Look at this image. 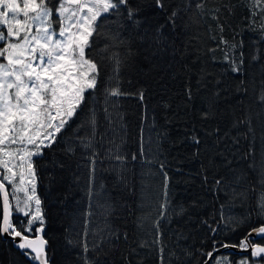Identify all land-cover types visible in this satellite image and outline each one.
I'll return each mask as SVG.
<instances>
[{"label": "trees", "instance_id": "obj_1", "mask_svg": "<svg viewBox=\"0 0 264 264\" xmlns=\"http://www.w3.org/2000/svg\"><path fill=\"white\" fill-rule=\"evenodd\" d=\"M198 2L204 4L202 11L195 6ZM57 3L58 0H52L51 6ZM130 3L142 7L139 26L128 21L122 9V15L112 16L102 29L113 34L118 31L125 40V44L110 51L127 57L120 78L121 90L128 95L120 97L117 108L109 107L111 125L105 119L102 96L95 106L98 119L92 184L95 195L86 238L91 249L101 235H106L105 232L93 236L92 232L104 227L105 209L110 205L107 221L119 239H108L95 251L83 252L85 214L90 208L87 190L91 163L89 153L82 148L78 147L74 153L64 151L67 135L90 114L89 107H82L66 129L67 135L61 134L64 140L58 138L51 149H44L42 157L34 158L39 177L37 193L46 219L43 235L48 241L51 264H84L85 255L95 264H125V256L130 264H161L160 247L164 249L163 264H204L208 257L201 252L211 251L214 239L218 248L219 242L238 243L262 223L257 217V200L264 191L261 184L264 179V140L261 139L264 107L258 103V96L264 87L261 84L264 81V34L259 27L254 29L250 25L249 0H163V9L156 7L155 0H130ZM217 8L220 9L215 13L218 21L212 19ZM173 10L178 13L174 24L168 19ZM261 15L264 13L255 17L257 24ZM217 23L223 25L222 33ZM221 35L229 44L238 45L231 51L237 62L243 53L240 74L231 72L224 62ZM94 39L97 52L111 43L103 35ZM210 48L216 51L209 52ZM129 50L131 55H128ZM100 55L94 58L99 59ZM253 56L258 59L253 60ZM202 70L210 73L203 80ZM188 89H191V100L187 96ZM140 91L144 93L143 101L139 98ZM216 91H219L218 97L214 96ZM210 105L214 116L204 121L201 113ZM245 118L251 120L252 132L246 124L233 126L237 119ZM193 127L201 140L199 145L190 139ZM87 131L81 128L79 135ZM141 136L145 155L158 156L166 163L170 206L164 219H159L163 176L158 164H142ZM234 138L239 139L238 144L233 143ZM117 145L119 154L127 157L123 164L109 151L115 153ZM250 146L254 148V157L243 158ZM133 155L136 160H132ZM210 158L214 159L215 166H209ZM224 158L232 161L227 167ZM250 164L254 167H249ZM149 167L153 175H146ZM219 177L224 180L217 189L214 182ZM221 205L225 217L250 218L234 232L223 231ZM157 219L159 245L154 243L157 231L153 225ZM209 225L217 228L215 235ZM141 241H146L148 246L139 247ZM258 243L264 245V239ZM186 251L192 255H185ZM222 255H227L231 264L247 257L232 252ZM260 262L264 264V258ZM0 264L34 262L13 241L0 234Z\"/></svg>", "mask_w": 264, "mask_h": 264}, {"label": "snow or ice", "instance_id": "obj_2", "mask_svg": "<svg viewBox=\"0 0 264 264\" xmlns=\"http://www.w3.org/2000/svg\"><path fill=\"white\" fill-rule=\"evenodd\" d=\"M250 25L255 29L260 28L264 34V15L260 16L257 24L255 17L264 13V0H249ZM52 0H0V234H7L13 237L16 246L28 256L34 264H49L47 255L48 241L43 237L46 225L42 200L37 193L38 172L35 157H42L44 149H51L58 138L64 140L61 135L70 128L71 122L82 110V107H89L90 114L81 125L67 135L64 140L66 153H74L76 149L82 148L89 153L91 170L89 176V187L87 195L90 202L89 211L85 214L83 235L85 240L81 241L83 252L95 251L108 239L119 236L111 228L107 217L111 214V206L105 209V225L103 228L93 231L92 235L100 233V240L89 248L87 236L89 234V217L93 195L92 184L95 172L97 152L95 150V137L97 135V109L100 96L103 97V112L105 119L111 125L112 112L109 107L117 108L119 99L128 93L121 90L120 73L127 57H121L118 52L110 51L113 47L125 44L119 32L115 34L102 31L105 22L112 16L119 18L122 9L126 13V19L134 25L139 26L138 19L142 11L140 5H133L130 0H58L55 8L57 20H53ZM157 8L163 9V0H155ZM198 10L204 9L203 3H196ZM212 19L219 20L215 13ZM177 11L173 10L168 17L169 21L175 22ZM101 17L104 19L102 20ZM59 24V28L55 27ZM163 26H161L162 28ZM222 33L224 27L217 23ZM161 29L158 28L159 32ZM105 36L111 41L97 52L94 36ZM215 39V37H212ZM220 44L224 45V62L229 65L231 72L240 74L243 66V53H240L239 62L231 55L238 45L229 44V41L221 35ZM209 52L216 51L215 48L208 49ZM104 53L105 55H100ZM100 55L99 59L94 58ZM128 55H131L129 50ZM258 57L253 56V60ZM107 61V63H105ZM210 73L203 72L201 79ZM220 81L217 80L218 84ZM244 81H241L243 85ZM264 85V81H261ZM246 91V89H244ZM188 99H192L191 89L187 90ZM219 96V91L214 93ZM116 98V99H113ZM141 101L144 99L143 91L139 92ZM258 103L264 107V87L261 88L258 96ZM214 116L210 105L207 111L201 113V119L207 121ZM122 119V117H121ZM246 124L248 131L252 132L251 120L245 118L237 119L233 126ZM81 128H87L85 135H79ZM190 139L196 145L201 143L196 134L195 127L192 128ZM219 131V128L216 129ZM227 135V133H225ZM264 140V136L261 137ZM220 138H217V143ZM115 144V141H111ZM234 144L239 143L238 138L233 139ZM254 143V141H253ZM114 158L121 164L127 159L119 154V146H116ZM110 155V158H111ZM222 155V153H217ZM254 157L255 152L252 146L245 155ZM140 156L142 164L159 165V172L163 176V199L159 204V219H164L170 206L168 196L169 176L165 171V161L159 157L149 158L145 155L143 136H141ZM136 155L132 160H136ZM232 161L224 158V166ZM209 166H215L213 158L208 161ZM249 167H254L250 164ZM149 167L146 175H153ZM264 175V173H262ZM207 176L205 175V181ZM224 178L215 179L214 186L219 188ZM264 185V179L261 180ZM102 187V186H101ZM224 206L221 205L220 222L224 224L223 231H235L250 217L237 220L235 217H225ZM184 210L181 208L180 212ZM14 217H23L18 221ZM257 217L262 223L252 228L238 243L219 242L213 240V248L208 252H201L209 260L220 248H237L242 252H248L252 260L242 257L237 264H261L260 258L264 257V246L253 243L252 237L264 238V191L257 200ZM159 219L154 223L157 231V239L154 241L160 244ZM235 221V223H234ZM215 235L217 228L209 225ZM18 238V240H17ZM127 239V235L124 236ZM72 243V241H69ZM146 241H141L139 247H147ZM135 252V249H132ZM161 264H163V247L159 248ZM175 256V253H172ZM191 256V252H185ZM179 259V257H177ZM125 264H130L128 257H124ZM84 264H95V261L85 255ZM204 264H208L205 260ZM213 264H231L227 255L217 256Z\"/></svg>", "mask_w": 264, "mask_h": 264}, {"label": "water", "instance_id": "obj_3", "mask_svg": "<svg viewBox=\"0 0 264 264\" xmlns=\"http://www.w3.org/2000/svg\"><path fill=\"white\" fill-rule=\"evenodd\" d=\"M2 235H3V237H4L5 239H9V240H11V241L14 242L12 236L7 235V234H2ZM43 237H44V235H43ZM252 239H253V243H258V241H260V240H262V239H264V238H261V237H259V236H255V235H254V236L252 237ZM17 240H18V238H17ZM258 244H260V243H258ZM14 245L16 246V242H14ZM260 245H261V246H264L263 244H260ZM16 247H17V246H16ZM47 249H48V243H47L46 251H47ZM229 252H232V253H234V254H240V255H243V256H247V257H250V258L252 259L251 255H250V250H249L248 252H242V251H240V250L237 249V248H220V251L215 252L214 255H213V258H212L211 260L208 259V264H211L212 261H213L218 255H222V254L229 253ZM47 255H48V253H47ZM262 258H264V257H262ZM262 258H260V259H262ZM48 260H49V257H48ZM49 264H51L50 261H49Z\"/></svg>", "mask_w": 264, "mask_h": 264}, {"label": "rangeland", "instance_id": "obj_4", "mask_svg": "<svg viewBox=\"0 0 264 264\" xmlns=\"http://www.w3.org/2000/svg\"><path fill=\"white\" fill-rule=\"evenodd\" d=\"M52 8H53V11H54V14H53V20H57L58 18L55 16V8H56V6H52ZM55 27L58 29L59 28V24H56L55 25Z\"/></svg>", "mask_w": 264, "mask_h": 264}, {"label": "bare ground", "instance_id": "obj_5", "mask_svg": "<svg viewBox=\"0 0 264 264\" xmlns=\"http://www.w3.org/2000/svg\"><path fill=\"white\" fill-rule=\"evenodd\" d=\"M3 236V235H2Z\"/></svg>", "mask_w": 264, "mask_h": 264}]
</instances>
